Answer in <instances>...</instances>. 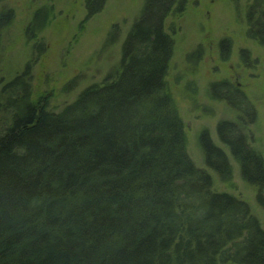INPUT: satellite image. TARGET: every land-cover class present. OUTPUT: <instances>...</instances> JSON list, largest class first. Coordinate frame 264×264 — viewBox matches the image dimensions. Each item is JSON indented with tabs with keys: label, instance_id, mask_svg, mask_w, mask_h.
I'll list each match as a JSON object with an SVG mask.
<instances>
[{
	"label": "trees",
	"instance_id": "obj_1",
	"mask_svg": "<svg viewBox=\"0 0 264 264\" xmlns=\"http://www.w3.org/2000/svg\"><path fill=\"white\" fill-rule=\"evenodd\" d=\"M4 1L0 66L15 17ZM106 2L84 0L86 16ZM242 2L244 36L264 48V0ZM187 3L144 0L117 65L59 111L49 108L50 97L35 98L32 64L0 72V264H264V227L254 210L264 209V154L249 142L258 120L251 97L228 79L209 83L206 95L226 117L215 124L217 142L207 127L196 133L202 167L188 151L168 80L176 41L165 28ZM52 9L34 12L29 39ZM216 47L227 62L231 39ZM201 57V48L190 53V67ZM238 58L258 69L249 49ZM183 91L203 109L195 81ZM235 169L254 206L215 187L235 190Z\"/></svg>",
	"mask_w": 264,
	"mask_h": 264
},
{
	"label": "rangeland",
	"instance_id": "obj_2",
	"mask_svg": "<svg viewBox=\"0 0 264 264\" xmlns=\"http://www.w3.org/2000/svg\"><path fill=\"white\" fill-rule=\"evenodd\" d=\"M242 1L188 0L182 16H170L165 21L166 30L176 41L168 80L187 125L189 154L200 167L196 133L207 127L217 142L215 124L226 117L221 104L210 100L205 90L209 83L222 79H228L255 104L258 120L252 127L249 142L264 154V48L252 44L244 36L242 8L236 7L242 5ZM143 2L107 0L99 13L87 17L84 0H5L4 4L13 9L15 17L5 32L0 72L11 76L22 71L26 64H32L35 98L50 97L49 108L59 111L82 88L102 82L117 65L121 43ZM42 6H52L50 19L35 38L29 39L27 26L34 12ZM224 37L231 39L232 53L227 62H220L216 46ZM196 48H201L202 57L192 68L187 57ZM241 48L251 51L252 57L259 62L258 69H245L240 65L238 51ZM187 81H195L199 90L197 102L203 109H194L188 102L183 91ZM233 182L235 190L217 181L215 187L254 206L252 193L244 188L236 169ZM254 210L264 227V209L254 207Z\"/></svg>",
	"mask_w": 264,
	"mask_h": 264
}]
</instances>
